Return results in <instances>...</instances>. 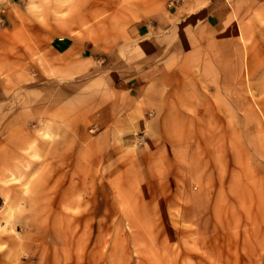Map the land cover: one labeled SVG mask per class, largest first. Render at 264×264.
I'll list each match as a JSON object with an SVG mask.
<instances>
[{
    "label": "rangeland",
    "instance_id": "1",
    "mask_svg": "<svg viewBox=\"0 0 264 264\" xmlns=\"http://www.w3.org/2000/svg\"><path fill=\"white\" fill-rule=\"evenodd\" d=\"M9 1L37 22L49 3L55 12L65 2ZM149 25L148 38L167 44L171 58V38ZM0 26L8 28L1 10ZM258 36L221 72L197 70L196 98L175 110L157 102L108 128L87 121L86 173L79 182L64 176L79 189L67 199L46 192L50 204L37 202L46 222L22 219L21 243L38 249L21 264H264V31ZM134 40L140 57L145 39Z\"/></svg>",
    "mask_w": 264,
    "mask_h": 264
},
{
    "label": "crops",
    "instance_id": "2",
    "mask_svg": "<svg viewBox=\"0 0 264 264\" xmlns=\"http://www.w3.org/2000/svg\"><path fill=\"white\" fill-rule=\"evenodd\" d=\"M101 2L65 0L55 12L49 3L37 22L0 0L8 25L0 26V264L37 252L21 243L18 225L47 221L37 212L38 201L50 204L46 192L67 199L79 189L64 176L79 182L86 173L87 121L108 128L149 103L177 109L196 98L197 70L221 72L264 31V0ZM150 22L171 38L172 59L167 44L148 38ZM136 36L145 39L140 57L130 51Z\"/></svg>",
    "mask_w": 264,
    "mask_h": 264
}]
</instances>
